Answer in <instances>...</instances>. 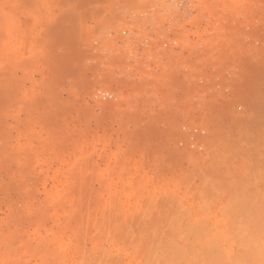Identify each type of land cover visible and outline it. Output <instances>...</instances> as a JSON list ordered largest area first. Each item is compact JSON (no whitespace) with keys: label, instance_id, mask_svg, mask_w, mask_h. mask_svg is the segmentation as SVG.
Instances as JSON below:
<instances>
[{"label":"rangeland","instance_id":"1","mask_svg":"<svg viewBox=\"0 0 264 264\" xmlns=\"http://www.w3.org/2000/svg\"><path fill=\"white\" fill-rule=\"evenodd\" d=\"M129 2L0 0V264H264V0L178 65L128 62Z\"/></svg>","mask_w":264,"mask_h":264},{"label":"built area","instance_id":"2","mask_svg":"<svg viewBox=\"0 0 264 264\" xmlns=\"http://www.w3.org/2000/svg\"><path fill=\"white\" fill-rule=\"evenodd\" d=\"M215 0H133L140 4L145 24L112 29L115 42L129 48L127 60L149 64L159 58L176 65L197 61L195 51L211 48L214 26L211 7ZM179 3L188 5L181 8ZM123 12H127L125 9ZM199 61V60H198Z\"/></svg>","mask_w":264,"mask_h":264},{"label":"bare ground","instance_id":"3","mask_svg":"<svg viewBox=\"0 0 264 264\" xmlns=\"http://www.w3.org/2000/svg\"><path fill=\"white\" fill-rule=\"evenodd\" d=\"M118 1V0H117ZM117 3H119V2H117ZM121 3V2H120ZM118 5V4H117ZM129 5V6H128ZM126 6H127V12L125 13V12H121V13H116V15H115V19H114V23H113V25L111 26V27H109V28H107V30H108V32H110V30H112V29H116V28H119V27H127V26H134L136 23H137V21H138V23H140V24H142V25H144L145 24V19L142 17V15H141V6H140V4H138V3H132V2H129V3H127L126 4ZM179 6L181 7V8H188V5H186V4H181V3H179ZM129 7H131V8H129ZM118 14V15H117ZM118 16V17H117ZM225 17V16H224ZM224 23V22H223ZM220 26V25H219ZM223 26V25H222ZM102 28H104V27H102ZM217 28H219V27H217ZM220 29L221 28H219L218 30L220 31ZM105 30V29H104ZM221 32V31H220ZM219 40V39H218ZM122 47H124V48H126L125 46H123V45H121ZM202 53H203V51H201ZM208 52V51H207ZM205 53V54H208V53ZM210 54V53H209ZM208 54V55H209ZM203 55H204V53H203ZM205 56V55H204ZM199 57V56H198ZM207 58H209V56L207 57ZM202 59V58H201ZM205 60H206V58H205ZM167 61H170L171 62V57L169 56V58H168V60H163L162 61V59L161 58H159V60L157 61H153V62H159V63H166ZM153 62H151V63H153ZM195 63V62H194ZM186 64V63H185ZM184 64V65H185ZM189 66V65H188ZM190 66H192V65H190ZM186 67V66H185ZM188 68V67H187ZM186 68V69H187ZM185 69V70H186ZM188 71V70H187ZM96 216V215H95ZM222 231V230H221ZM52 238L54 239V240H56L57 241V237L55 236V235H53L52 236ZM64 239V238H63ZM57 253H59L60 255H61V264H67L66 263V254H65V252H64V250H62V248L60 247V249L57 251ZM83 259V258H82ZM222 260L221 259H218L217 261H214L215 263L214 264H220V262H221Z\"/></svg>","mask_w":264,"mask_h":264}]
</instances>
